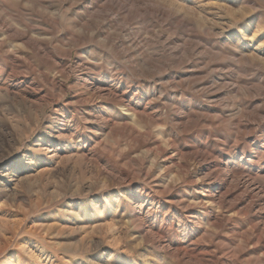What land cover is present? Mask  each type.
Listing matches in <instances>:
<instances>
[{"label": "rangeland", "instance_id": "rangeland-1", "mask_svg": "<svg viewBox=\"0 0 264 264\" xmlns=\"http://www.w3.org/2000/svg\"><path fill=\"white\" fill-rule=\"evenodd\" d=\"M0 264H264V0H0Z\"/></svg>", "mask_w": 264, "mask_h": 264}]
</instances>
